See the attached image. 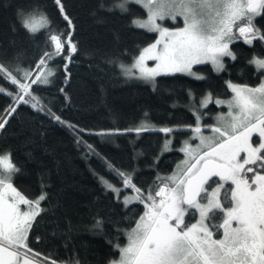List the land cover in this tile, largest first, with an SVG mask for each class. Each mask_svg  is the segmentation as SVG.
Masks as SVG:
<instances>
[{
  "label": "trees",
  "instance_id": "16d2710c",
  "mask_svg": "<svg viewBox=\"0 0 264 264\" xmlns=\"http://www.w3.org/2000/svg\"><path fill=\"white\" fill-rule=\"evenodd\" d=\"M111 2L0 0V64L22 83H31L46 68L54 70L49 83L32 85L39 100L37 109L31 107L37 101L27 95L24 99L29 103L17 105L18 85L0 74V88L4 89L0 92V122L8 121L0 130V155L11 153L21 169L13 183L29 199L47 193L41 202L46 211L36 218L28 237L31 254L40 253L35 259L44 264H51L52 259L57 264L77 258L81 264L117 260L120 253L114 245L127 243L125 230L135 227L146 209L140 202L123 204L122 195H134L131 189L122 191L119 199L106 190L101 177L123 187L107 164L134 172L132 182L143 191H158L164 186L158 177L171 175L184 158L181 149L192 133L188 126H196L193 112L201 108V100L209 93L213 99L231 98L226 81L255 87L263 77L249 60L253 56L264 58V42L254 41L249 46L239 39L231 44L237 59L227 58L222 73L206 64L195 67L205 79L166 75L155 80V87L128 79L119 64L130 65L156 41L157 33L132 25L133 19L146 18L142 6L130 5L129 13L101 8V3L110 6ZM20 10L45 14L50 25L32 34L21 26ZM255 23L264 30V18L257 17ZM60 32L72 33L78 51L71 59L56 56L38 71L44 53L54 51L50 36ZM18 68L30 70L31 79L25 80ZM12 107L16 111L9 115ZM40 107L44 110L39 111ZM218 110L215 104L207 109ZM52 113L66 123L56 121ZM144 122L156 129L179 130L138 133L136 129ZM78 140L92 145L98 155ZM166 140L171 141L167 150ZM98 219L103 221L102 229L93 228Z\"/></svg>",
  "mask_w": 264,
  "mask_h": 264
},
{
  "label": "snow or ice",
  "instance_id": "6c2138e0",
  "mask_svg": "<svg viewBox=\"0 0 264 264\" xmlns=\"http://www.w3.org/2000/svg\"><path fill=\"white\" fill-rule=\"evenodd\" d=\"M56 3L60 4V0ZM132 4L147 10V19H133L132 25L157 32L160 38L144 48L133 64L120 63L119 68L123 75L151 82L153 87L155 78L161 74L185 73L205 79L193 72V65L210 63L213 71H224L222 58L237 59L230 45L239 39L249 46L254 41L264 42V30L255 23L257 17L264 18V0H112L110 6L101 3V8L129 13ZM17 16L21 26L32 34L50 25L47 16L36 11L20 10ZM177 17L183 19V27L169 29L158 23L166 19L175 22ZM64 19L71 25L67 15ZM50 40L55 44L54 51L44 53L37 65L38 71L46 68L47 62L54 61L56 56L71 59L78 51L71 32L53 34ZM66 50L67 55H64ZM146 60L156 61L155 66L148 67ZM249 64L264 74V58L253 56ZM16 71H23L25 80L31 79L30 70L18 68ZM0 74L18 85L17 105L28 104L24 99L27 95L37 101L31 104L37 109L39 100L32 92V85L49 83L48 77L54 75V70L46 68V72H40L31 83H22L2 64ZM226 84L233 96L230 100L215 102L218 106L226 105L227 113L217 117L216 125H205L212 133L206 136L200 125L201 114L194 110L196 126L188 127L196 133L190 139H199V144L193 148L190 141L184 142L181 151L188 159L177 166L178 172L171 177H158L164 185L158 191H143L132 182L134 172L107 164L123 187H116L101 177L106 190L119 199L122 191L131 189L134 195L124 196L123 204L138 201L146 209L135 227L125 230L127 244L114 245L120 258L110 264H264V80L255 87L231 81ZM3 91L0 88V92ZM211 99L209 93L201 100V107H207ZM15 111L12 107L9 115ZM52 117L66 123L55 113ZM7 122H0V130ZM68 127L75 128L71 124ZM176 130L179 129H156L147 122L136 129L138 133ZM254 133L258 134L257 139H253ZM77 143H85L89 152L98 155L92 145L81 140ZM170 143L166 140V150ZM20 171L11 153L0 155V264H41L35 259L40 253L28 256L33 252L28 246V237L36 218L46 211L41 202L47 199V193L35 200L29 199L13 183ZM21 205L26 208L22 209ZM196 213L199 219L193 223ZM93 228L102 229L103 221L96 220ZM71 230L69 225L68 231ZM51 264L57 261L52 259ZM67 264H81V261L70 259Z\"/></svg>",
  "mask_w": 264,
  "mask_h": 264
},
{
  "label": "rangeland",
  "instance_id": "374dc122",
  "mask_svg": "<svg viewBox=\"0 0 264 264\" xmlns=\"http://www.w3.org/2000/svg\"><path fill=\"white\" fill-rule=\"evenodd\" d=\"M146 10V9H145ZM146 12H147V10H146ZM145 19H147V16H146V18ZM158 23H162L163 24V26H165V27H168L169 29H174V28H176V27H183L184 26V21H183V19L181 18V17H177V20L175 21V22H173L172 20H170V19H166L165 21H158ZM155 33H157V32H155ZM160 37H159V33H157V39H159ZM156 39V40H157ZM155 43V42H154ZM55 45V44H54ZM148 47V46H147ZM159 47V46H158ZM230 48H231V45H230ZM140 55V54H139ZM138 55V56H139ZM137 56V57H138ZM136 57V58H137ZM227 58H229V57H223L222 59H223V63L225 64V67H226V60H227ZM134 62V61H133ZM133 62L131 63V64H133ZM146 65L148 66V67H154L155 66V63H156V61H154V60H146ZM130 64V65H131ZM206 64H209V65H211L210 63H205V64H198V65H193L192 66V70H193V72H195V73H197L196 71H195V67H197V66H201V65H206ZM212 66V65H211ZM44 72H46V70L44 71ZM223 71H221V72H219V73H222ZM137 76L139 75V73H138V71H137ZM186 75V76H191V77H194V76H192V75H188V74H185V73H171V74H161V75H159V76H157L156 78H155V80L158 78V77H160V76H166V75ZM198 75H200L199 73H197ZM263 75V77H262V80H264V74H262ZM50 77L51 76H49L48 77V80H50ZM127 77V76H126ZM128 79H131V80H140V81H143V82H146V81H144V80H142V79H137V78H135V77H132V78H129V77H127ZM146 83H148V84H152L151 82H146ZM5 90H7V89H5ZM232 96H233V93H232ZM231 96V97H232ZM231 98H229V99H227V100H230ZM217 99H211V101L207 104V107H201L199 110H198V112L201 114V119H200V125H201V128H202V131H203V134L204 135H211L212 133H211V128H209V127H205V125H212V126H214V125H216L217 124V117L221 114V113H227V111H228V108H227V106L226 105H217L216 104V101ZM219 100H225V99H219ZM215 104V106H218V108H219V110L218 111H216L215 113L214 112H209V111H207V109L211 106V105H214ZM208 118L209 119H211V121H208ZM196 123H197V121H196ZM194 128V127H193ZM191 129V128H190ZM192 130V129H191ZM196 136V133H194L193 131H192V133H191V136H189V138L187 139V140H185V141H190V144H191V146L193 147V148H195V146L197 145V144H199V139H190V138H192V137H195ZM257 137H258V134H256V133H254L253 134V139H257ZM184 147V146H183ZM183 152V151H182ZM183 154H184V158H183V160H181L178 164H177V166L178 165H181V162L182 161H185V160H187L188 159V157L185 155V153L183 152ZM176 166V168H175V170H174V172L171 174V175H169L168 177H171L174 173H177L178 172V167ZM126 195H132V194H130V193H125L124 194V196H126ZM124 196L122 195V201H123V199H124ZM134 202H138V201H134ZM134 202H132V203H134ZM132 203H130V204H132ZM129 205V204H128ZM21 208L23 209V208H26V206H24V205H21ZM127 244V243H126ZM125 244V245H126ZM22 252L23 251H25V250H21ZM28 256L29 257H32L33 256V254H31V253H28Z\"/></svg>",
  "mask_w": 264,
  "mask_h": 264
},
{
  "label": "flooded vegetation",
  "instance_id": "af4514ba",
  "mask_svg": "<svg viewBox=\"0 0 264 264\" xmlns=\"http://www.w3.org/2000/svg\"><path fill=\"white\" fill-rule=\"evenodd\" d=\"M241 155H244L243 153L241 154ZM249 175H251V174H249ZM214 179H218V178H214ZM230 183V182H229ZM213 187H215V185H213ZM160 199V198H159ZM158 199V200H159ZM186 219H187V217H186ZM197 219H199V215H198V213H196V215H195V218L194 219H192V221L191 222H195ZM222 234V230H221V233H217V238L219 237V235H221Z\"/></svg>",
  "mask_w": 264,
  "mask_h": 264
},
{
  "label": "crops",
  "instance_id": "0c3cea01",
  "mask_svg": "<svg viewBox=\"0 0 264 264\" xmlns=\"http://www.w3.org/2000/svg\"><path fill=\"white\" fill-rule=\"evenodd\" d=\"M120 258V257H119ZM119 258L117 260H119Z\"/></svg>",
  "mask_w": 264,
  "mask_h": 264
}]
</instances>
